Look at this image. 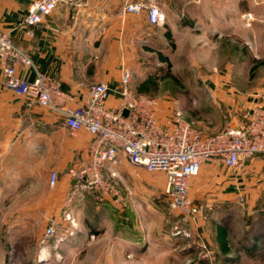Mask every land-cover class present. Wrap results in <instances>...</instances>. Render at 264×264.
<instances>
[{
	"label": "crops",
	"instance_id": "obj_1",
	"mask_svg": "<svg viewBox=\"0 0 264 264\" xmlns=\"http://www.w3.org/2000/svg\"><path fill=\"white\" fill-rule=\"evenodd\" d=\"M31 1L0 0V32L7 33L25 49L34 65L33 68L17 64L18 76L30 81L37 70L54 77L60 88L71 95L66 102L68 107L83 103L87 97V84L99 81L107 83L111 89L107 104L115 105L118 96L113 89L118 85L123 68L130 70L132 79L146 78L141 74L142 70L138 73L137 68H133L128 51L133 49L136 38L144 36L145 25L149 23L145 14L123 10L127 2L145 0H84L77 7L59 5L43 16L32 29V34L28 35L22 19ZM152 1L162 9L168 20L184 16L179 33H175L168 23L171 37L177 34L176 44L184 46V51L196 45L194 35L203 37L204 46L211 50L217 44L210 37L237 34L234 0ZM172 7L177 11L176 16L170 13ZM194 30L198 33L194 34ZM203 67L206 69L203 68V72L199 69V79H213L212 88L216 90L215 117L211 126L207 127L209 132L215 133L221 128L225 115L236 121L242 112L256 103L264 104V86L248 91L232 86L229 80L231 70V73L227 69L222 70L217 62H206ZM172 105L177 104L158 99L155 114L160 125L169 123ZM89 139L90 134L84 129L70 134L57 113L37 103H29L24 96L8 89L0 61V212L13 213L9 218L12 216L16 221L15 218L25 220L39 211L42 218L51 216L54 221L62 222L64 197L71 183L66 165L85 156ZM49 165L57 170V179L52 186L49 184ZM115 168L123 195L128 198L131 192L139 202L138 197L142 196L147 182L144 174L147 171L130 164L123 157ZM164 179L163 175L160 182L150 181L147 185L163 190ZM205 187L222 197H264V156L255 155L232 169L220 160L202 163L198 174L190 180L189 194L193 189L203 191ZM127 190L129 192L125 195ZM36 196L40 197L39 205L34 202L33 197ZM76 202L77 198L70 205L71 212ZM115 208L126 214L125 207ZM20 213L25 215L20 216ZM97 222L100 221L93 223L94 231ZM134 235L136 237L123 235L118 241L119 246L114 248L117 251L105 252L104 259L109 261L107 264L166 261L171 255L174 241L170 238L153 242L142 240L138 232ZM91 238L95 245L100 242L95 235ZM77 244L74 240L72 247ZM219 253L221 257L227 255L221 250ZM76 254L73 250L70 256L75 258Z\"/></svg>",
	"mask_w": 264,
	"mask_h": 264
},
{
	"label": "rangeland",
	"instance_id": "obj_2",
	"mask_svg": "<svg viewBox=\"0 0 264 264\" xmlns=\"http://www.w3.org/2000/svg\"><path fill=\"white\" fill-rule=\"evenodd\" d=\"M234 1L237 34L210 37L217 44L211 50L204 46L200 36L194 35L196 45L189 51L176 44L177 34L171 37V42L164 37L170 29L168 23L175 33H179L185 19L180 16L166 19L162 25L146 24L144 36L136 38L133 49L128 51L133 68H137L138 73L142 70L141 74L149 78L132 79L131 88L137 91L147 81L146 90L140 93L177 104L185 117L206 135L213 134L207 127L215 117L216 106L213 79H199V69L203 72L206 62L214 61L222 70H231L229 80L232 86L248 91L264 86V0ZM173 7L170 13L176 16L177 11ZM196 33L198 31L194 30ZM160 55L168 59L169 66L159 59ZM74 161L66 165L67 170L75 164ZM51 171L57 170L49 165L48 174ZM144 174L146 181L151 183L160 182L163 177L159 171ZM147 182L142 196L138 197L139 202L131 192L117 206L108 201H98L91 195L78 197L75 207H72L74 212L70 211L78 224L75 232L55 248V238H51L43 259H38L41 250L39 239L46 224L56 221L51 216L42 218L39 211L25 220L15 218L16 221L12 216L9 218L13 213L0 212V264H107L105 252L116 250L114 248L119 246L118 241L123 235L134 237L137 232L145 241L158 242L161 238L174 241L166 261H144L142 264H264V197L239 195L241 200L239 196L216 195L206 187L203 191L193 189L190 196L199 207L198 225L191 230L189 238H183L172 234L171 225L176 214L169 208L162 188H154ZM33 198L39 205L40 197ZM115 207H125L126 214ZM22 215L25 213H20ZM94 221H100L95 225V231ZM56 225L63 230V218ZM218 228L224 229L226 234L225 257H221L216 242ZM93 234L100 238L96 245L91 242L94 241L91 238ZM74 240L78 242L76 247H72ZM73 250L77 253L75 258L70 256Z\"/></svg>",
	"mask_w": 264,
	"mask_h": 264
},
{
	"label": "built area",
	"instance_id": "obj_3",
	"mask_svg": "<svg viewBox=\"0 0 264 264\" xmlns=\"http://www.w3.org/2000/svg\"><path fill=\"white\" fill-rule=\"evenodd\" d=\"M84 0H32L22 23L27 34L59 5L80 6ZM126 13L145 14L150 25H162L166 16L152 0L127 2ZM0 61L5 86L24 96L29 103L57 113L70 134L84 129L90 134L85 156L67 170L71 178L63 205V230L56 223H48L41 234L38 259L47 255L48 241L54 239L53 248L73 235L78 224L69 210L73 201L83 195L94 196L98 201L121 205L125 196L118 185L116 165L121 157L147 172L159 171L164 175L163 196L176 219L171 225L172 234L189 238L197 227L198 204L189 194V183L206 161L220 160L228 168H235L255 155L264 156V104L256 103L233 121L224 116V124L217 132L206 135L188 120L182 109L172 105L169 123L160 125L156 117L158 99L131 88L132 74L123 68L115 105L107 104L111 89L102 81L86 86V100L74 107L66 102L70 93L60 88L52 76L35 70L32 80L16 74V65L33 67L28 52L17 45L7 34L0 32ZM126 110V113L123 111ZM57 172L49 174L52 186ZM242 200V196H239ZM62 228V227H61ZM60 231V232H59ZM58 257V255H56Z\"/></svg>",
	"mask_w": 264,
	"mask_h": 264
},
{
	"label": "trees",
	"instance_id": "obj_4",
	"mask_svg": "<svg viewBox=\"0 0 264 264\" xmlns=\"http://www.w3.org/2000/svg\"><path fill=\"white\" fill-rule=\"evenodd\" d=\"M164 36L166 37V39L168 41L171 42V35L169 33V31H166L164 33ZM159 59L163 62H167L168 66H169V62H168V59L162 55L159 56ZM169 74V72H167ZM169 76H172L171 74H169ZM146 79H149V78H146ZM172 79H175L174 77H172ZM147 88V81H145L144 83H142V85L140 87L137 88V91L138 92H144ZM219 230V234H218V245H219V248L222 252H226V245H227V241H226V238H225V230L222 229V228H218Z\"/></svg>",
	"mask_w": 264,
	"mask_h": 264
},
{
	"label": "water",
	"instance_id": "obj_5",
	"mask_svg": "<svg viewBox=\"0 0 264 264\" xmlns=\"http://www.w3.org/2000/svg\"><path fill=\"white\" fill-rule=\"evenodd\" d=\"M123 112L126 113V110H124Z\"/></svg>",
	"mask_w": 264,
	"mask_h": 264
}]
</instances>
